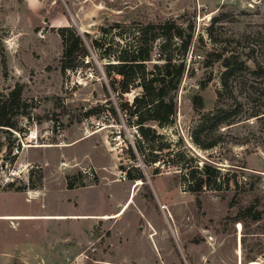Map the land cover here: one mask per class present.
Wrapping results in <instances>:
<instances>
[{"label":"rangeland","instance_id":"rangeland-1","mask_svg":"<svg viewBox=\"0 0 264 264\" xmlns=\"http://www.w3.org/2000/svg\"><path fill=\"white\" fill-rule=\"evenodd\" d=\"M220 12L228 21L213 29L225 43L264 36V0H0V96L19 83L26 104L15 128L0 129V264H264V119L222 127L208 150L190 137L199 117L191 96L202 95V112L216 99L220 67L198 60ZM165 17L192 21L196 69L180 84L174 124L157 127L171 148L149 164L152 150L137 152L136 128L118 107L137 90L110 91L95 56L62 70L58 27L94 36L104 23ZM112 105L117 117L104 110ZM181 150L188 170L204 161L218 169L200 191L168 162Z\"/></svg>","mask_w":264,"mask_h":264},{"label":"trees","instance_id":"trees-1","mask_svg":"<svg viewBox=\"0 0 264 264\" xmlns=\"http://www.w3.org/2000/svg\"><path fill=\"white\" fill-rule=\"evenodd\" d=\"M228 21L226 14L220 12L211 17L205 28L206 35L212 41V47L205 49L199 65L220 67L213 107L202 112L203 97L200 93L191 96L192 108L199 117L191 130L192 142L202 150L211 149L222 142V127L250 118L264 119V36L241 33L230 37L225 43L220 32L214 31L216 22ZM62 52L60 67L62 70L73 69L79 63H89L93 56L102 62V70L108 79L112 92L137 90L131 101H122L119 110L127 116V121L135 126L137 137L135 147L143 154V144L152 150L147 163L164 162L158 151L171 148L170 142L160 141L163 134L158 128L171 126L178 111L177 92L185 76L195 72L188 51L194 42L195 31L192 21L187 24L178 22L173 17L158 20H137L129 22L113 21L101 24L94 36L80 32L75 26L58 27ZM199 40H203L199 36ZM212 80L211 73L200 81L201 88ZM22 85L17 83L8 93L0 96V129L15 128L14 116L25 114L26 106L22 100ZM16 108V109H15ZM102 110V107H99ZM95 109L86 111L94 114ZM114 116L117 109L107 107ZM213 131H216L214 134ZM218 132V133H217ZM143 142V143H142ZM131 156L135 155L130 147ZM181 151H175L168 162L187 170L185 178L191 191H200L208 184L216 168L204 161L190 170L181 163ZM195 161L197 156L190 155ZM160 163V162H159ZM199 169V171H198ZM159 172L158 166L153 173ZM198 172V177L195 173ZM132 179H142L141 174L132 175ZM70 179V177H69ZM68 188H72L70 181ZM248 211V210H244ZM252 214V213H250ZM252 220L260 218L259 211L250 215ZM236 220H243L238 217Z\"/></svg>","mask_w":264,"mask_h":264},{"label":"built area","instance_id":"built-area-1","mask_svg":"<svg viewBox=\"0 0 264 264\" xmlns=\"http://www.w3.org/2000/svg\"><path fill=\"white\" fill-rule=\"evenodd\" d=\"M33 138H35V137H33ZM119 179H120V180H125V179H126V177H125V175H123V174H120V175H119Z\"/></svg>","mask_w":264,"mask_h":264},{"label":"crops","instance_id":"crops-1","mask_svg":"<svg viewBox=\"0 0 264 264\" xmlns=\"http://www.w3.org/2000/svg\"><path fill=\"white\" fill-rule=\"evenodd\" d=\"M103 214H107V213H103Z\"/></svg>","mask_w":264,"mask_h":264}]
</instances>
